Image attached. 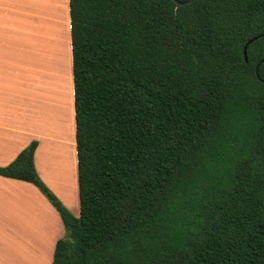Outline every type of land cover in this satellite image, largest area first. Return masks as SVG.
Instances as JSON below:
<instances>
[{"label":"trees","instance_id":"16d2710c","mask_svg":"<svg viewBox=\"0 0 264 264\" xmlns=\"http://www.w3.org/2000/svg\"><path fill=\"white\" fill-rule=\"evenodd\" d=\"M68 5L79 215L36 141L0 167L58 212L51 264H264V0Z\"/></svg>","mask_w":264,"mask_h":264},{"label":"crops","instance_id":"0c3cea01","mask_svg":"<svg viewBox=\"0 0 264 264\" xmlns=\"http://www.w3.org/2000/svg\"><path fill=\"white\" fill-rule=\"evenodd\" d=\"M59 6L60 11L53 8L55 11L50 18L42 16L45 19L41 30L50 37L46 40L43 35L39 50L48 65L45 73H49L51 79L48 80L49 92L36 98L27 92L18 93V96L16 89H11L9 71L5 67L10 54L19 65L22 63L28 4L26 0H0V167L11 163L36 141L33 163L38 177L72 214L78 216L68 0H60ZM31 14L35 24L34 12ZM67 128L71 130L70 138H60L58 130L65 135ZM65 146L73 151L70 163L61 159L56 149ZM63 183H71V187H62ZM30 222L31 231L26 227ZM64 235L65 228L58 212L34 184L0 175V264H15L19 255L29 258L33 264H51L55 242Z\"/></svg>","mask_w":264,"mask_h":264},{"label":"rangeland","instance_id":"374dc122","mask_svg":"<svg viewBox=\"0 0 264 264\" xmlns=\"http://www.w3.org/2000/svg\"><path fill=\"white\" fill-rule=\"evenodd\" d=\"M59 2L60 0H45V3L44 1H42V3H39L38 0H34V2L32 0H26L29 11H27L26 14L27 15L25 22L26 27L24 29V33H23L24 36L22 39V46H23L22 63L21 65H19L12 54H10L9 56V63L8 62L5 63V67H7V70L9 71L11 89L12 90L16 89L17 95L18 93L27 92L30 95V97L32 96L37 98V96L39 95H46L45 91L49 92L50 86L48 85L50 84V81L48 80L51 79V76L49 75V73L48 74L45 73L46 72L45 68H47L48 65L45 63V61H43L44 59L42 58V54L40 53L39 50L40 47L42 46L41 39H44L43 35H45L41 30L43 29V20L45 19L42 16L44 15L50 18V16L53 15L54 13L53 11L55 10L56 12L60 11ZM32 4H34V9H32ZM45 5L48 7H46ZM41 7L43 8L41 9ZM53 8H55V10H53ZM31 12H34V19L36 20L35 24L32 23ZM46 34H47L45 35L47 37L46 40H48L50 35H48V33ZM40 90L42 91L38 93V91ZM17 95L16 98L19 96ZM21 98L24 97L21 96ZM58 131H59L58 133H60L59 134L60 138L61 136H69L70 138L71 130H69V128L65 130L66 133L65 135H62L60 130ZM58 142L60 143L62 141H58ZM56 149L61 159H65L62 158L61 156V152H63L61 150H63V148L57 147ZM72 155H73V151L70 150V157H72ZM67 163H70V161L68 160ZM62 187H71V183H63ZM26 227L30 231L33 229L31 222L27 223ZM14 259H18V258L15 257ZM45 261L46 260L42 258V263H45ZM15 264H33V263L29 258L22 257L19 255V259L15 260Z\"/></svg>","mask_w":264,"mask_h":264},{"label":"water","instance_id":"95a60500","mask_svg":"<svg viewBox=\"0 0 264 264\" xmlns=\"http://www.w3.org/2000/svg\"><path fill=\"white\" fill-rule=\"evenodd\" d=\"M175 3L177 5H181V6H184L186 4H189L191 3L192 0H187L185 2H182V1H179V0H174ZM259 36H264V33L260 34ZM258 37V36H257ZM257 37H253L251 39H248L246 41V43L243 45V49H242V53H243V57H244V60L247 62V46L253 41L255 40ZM264 61V41H263V55L261 57V59L257 62V64L255 65V75L256 77L259 79V74H258V67L259 65Z\"/></svg>","mask_w":264,"mask_h":264},{"label":"bare ground","instance_id":"6f19581e","mask_svg":"<svg viewBox=\"0 0 264 264\" xmlns=\"http://www.w3.org/2000/svg\"><path fill=\"white\" fill-rule=\"evenodd\" d=\"M39 1V3H42V1H44V3H45V0H38ZM53 5V4H52ZM46 6V5H45ZM46 7H48V6H46ZM51 7V6H50ZM43 7H41V9H42ZM48 10V9H47ZM66 134V133H65ZM62 135H64V133L62 134ZM61 151H63V152H61V156H62V158H65L64 160L65 161H68L69 160V158H70V150H69V148H68V146H67V148H66V146H65V148H63V150H61ZM60 153V152H59ZM62 153H63V155H62Z\"/></svg>","mask_w":264,"mask_h":264}]
</instances>
